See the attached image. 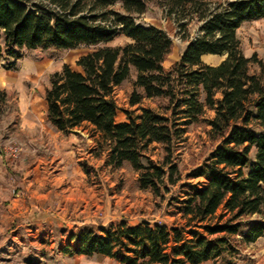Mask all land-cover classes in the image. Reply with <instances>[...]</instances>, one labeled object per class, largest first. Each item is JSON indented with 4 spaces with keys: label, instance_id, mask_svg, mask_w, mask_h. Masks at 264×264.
<instances>
[{
    "label": "trees",
    "instance_id": "obj_1",
    "mask_svg": "<svg viewBox=\"0 0 264 264\" xmlns=\"http://www.w3.org/2000/svg\"><path fill=\"white\" fill-rule=\"evenodd\" d=\"M41 1L0 0V66L16 71L24 50L90 49L75 67L65 65L50 78L44 100L52 126L69 136L90 125L110 146L112 170L129 165L138 189L162 201L183 181L175 155L185 141L184 127L207 126L214 143L189 177L207 178L208 185L183 184L180 196L170 199L185 221L182 229L149 221L87 225L71 234L78 247H67L66 254L121 264H230L264 237V65L257 55L245 56L237 34L245 23L264 19V0H163L188 43L169 69L164 63L174 50L171 37L136 21L149 0ZM118 4L122 12L112 9ZM120 37L128 42L110 45ZM210 55L225 59L209 65L204 57ZM252 65L260 72H252ZM133 71L128 103L138 108L124 110L126 121L118 123L114 92ZM6 97L0 91V106ZM145 100L156 101L157 110L142 107ZM207 111L215 113L211 120ZM154 144L161 146V161L151 156ZM172 243L176 247L168 252Z\"/></svg>",
    "mask_w": 264,
    "mask_h": 264
},
{
    "label": "rangeland",
    "instance_id": "obj_2",
    "mask_svg": "<svg viewBox=\"0 0 264 264\" xmlns=\"http://www.w3.org/2000/svg\"><path fill=\"white\" fill-rule=\"evenodd\" d=\"M34 2H42L41 0H32ZM147 12L141 16H136V21L144 26H155L165 31L174 42L173 53L169 56L164 63V67L169 69L181 57L183 51L187 46V42L183 40V33L181 32L178 24L175 21V16H170L168 10L164 5L163 0H149ZM115 11H120L121 7L118 4L112 8ZM197 25L192 23L189 26L191 37L196 34ZM239 39L242 43V48L246 57L250 58L257 55L258 59L264 65V19L254 20L245 23L237 32ZM128 40L124 37L118 38L111 43V46L123 45ZM90 52V49L81 47L76 50L62 51L56 49H34L24 50L23 59L17 64L16 71H9L4 66H0V91L4 92L6 97V106L1 105L0 122L9 124L11 121L19 122L20 113H26L35 108L37 117H42L44 111V94L45 90L50 86V78L56 73L62 71L65 65L72 67L76 66V62L82 56ZM225 57L220 56H207L204 62L209 65L220 64ZM258 65H252V72H260ZM136 79V72H132L131 78L126 81L121 87L116 89L114 99L120 109L117 122L126 119L124 110L130 109L129 95L133 91V84ZM145 108L156 109L158 104L154 100H145L143 105ZM135 111V109H133ZM15 112L14 117L12 113ZM140 113V112H138ZM215 113L207 111L205 118L211 120ZM14 122V123H15ZM4 126V124H3ZM187 130L185 141L179 144L178 151L175 155V163L179 166L180 172L183 175V181L180 185L173 187L169 195H166V200L162 201L154 197L149 191H142L136 185L137 174L133 169L126 165L120 170H109L114 172L118 171L116 175L105 173V177H110L114 186V192L123 197L122 210H118L116 214H110L112 217H107L105 211L98 213L96 219L97 224L89 223L95 227H106L111 223L128 221L131 225H136L141 221H149L151 224L166 225L169 228L177 227L182 229L185 221L176 215L173 207L169 206L172 197L180 196L181 185L183 184H196L200 189L205 188L209 180L207 178L189 179L194 175L197 170L202 166L208 156L212 153L214 143L209 138L207 126H190L184 127ZM86 135H89L86 129ZM3 144V143H2ZM8 147H18L17 154L22 152V147L17 143L3 144ZM83 149V147H82ZM151 156L156 161H161L163 153L160 145H152ZM93 150H91V153ZM4 153H11L4 151ZM88 154V150L84 147L83 152ZM90 153V154H91ZM13 154V153H12ZM80 164L85 169L89 168L86 160H81ZM91 173V169L88 170ZM93 178L98 181L97 176L93 173ZM110 190V188H107ZM224 214L221 209L218 216ZM104 224V225H102ZM0 222V264H121L114 260L95 256L93 258L86 257H70L61 255L58 251V244L52 249V245L46 243L36 244L37 249H30L25 251L26 246H17L14 237L17 233H13L14 227H1ZM203 233L202 230H199ZM184 241L191 238L189 231L183 233ZM32 242L35 239H31ZM35 243V242H34ZM68 245L65 241L63 246ZM176 247L175 244H170L168 252H171ZM20 248V251L17 249ZM16 250V251H15ZM204 264H228L226 262H208ZM230 264H264V237L260 238L257 242L248 245L245 249L241 250L238 255L232 260Z\"/></svg>",
    "mask_w": 264,
    "mask_h": 264
},
{
    "label": "crops",
    "instance_id": "obj_3",
    "mask_svg": "<svg viewBox=\"0 0 264 264\" xmlns=\"http://www.w3.org/2000/svg\"><path fill=\"white\" fill-rule=\"evenodd\" d=\"M44 106L42 117H37L34 108L20 113L19 122H0V143L14 142L22 147L18 155H0L1 227H14L16 245L30 246L24 248L25 251L37 249L36 244L44 242L45 246L51 244L52 249L58 244L56 253L61 255L86 257L66 254L67 247H78L71 234H76L85 224H97L98 213L102 210L107 217H111V212L116 214L122 210L123 197L114 192L115 184L110 177L104 178L105 173L112 172H109L112 169L109 165L111 149L87 124L65 136L47 120L45 100ZM84 147L88 154L81 153ZM81 160H86L89 168L85 169ZM117 172H112L111 177ZM65 241L68 245L63 246Z\"/></svg>",
    "mask_w": 264,
    "mask_h": 264
},
{
    "label": "built area",
    "instance_id": "obj_4",
    "mask_svg": "<svg viewBox=\"0 0 264 264\" xmlns=\"http://www.w3.org/2000/svg\"><path fill=\"white\" fill-rule=\"evenodd\" d=\"M5 150L8 152H11L13 154H17L19 151V148L18 147H8L7 148L2 143H0V155L3 154ZM14 193H15V191H14Z\"/></svg>",
    "mask_w": 264,
    "mask_h": 264
}]
</instances>
